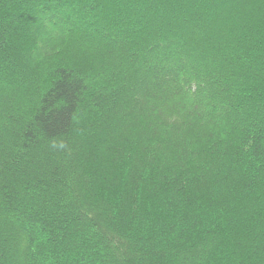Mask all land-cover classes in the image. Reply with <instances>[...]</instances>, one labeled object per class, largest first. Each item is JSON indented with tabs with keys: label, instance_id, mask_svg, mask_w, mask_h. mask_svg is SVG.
Returning <instances> with one entry per match:
<instances>
[{
	"label": "trees",
	"instance_id": "16d2710c",
	"mask_svg": "<svg viewBox=\"0 0 264 264\" xmlns=\"http://www.w3.org/2000/svg\"><path fill=\"white\" fill-rule=\"evenodd\" d=\"M0 264H264V0H0Z\"/></svg>",
	"mask_w": 264,
	"mask_h": 264
},
{
	"label": "clouds",
	"instance_id": "9594fccd",
	"mask_svg": "<svg viewBox=\"0 0 264 264\" xmlns=\"http://www.w3.org/2000/svg\"><path fill=\"white\" fill-rule=\"evenodd\" d=\"M53 147H56V145H53ZM60 147H63V145H60Z\"/></svg>",
	"mask_w": 264,
	"mask_h": 264
}]
</instances>
